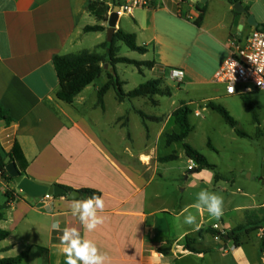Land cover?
Returning <instances> with one entry per match:
<instances>
[{"label":"crops","instance_id":"crops-1","mask_svg":"<svg viewBox=\"0 0 264 264\" xmlns=\"http://www.w3.org/2000/svg\"><path fill=\"white\" fill-rule=\"evenodd\" d=\"M90 1L0 0V105L13 119L10 124L0 121V145L10 152L15 143L19 144L28 162L27 177L38 184L59 185L71 192H100L105 209L99 214L107 220L96 231L86 233L79 218L71 213L72 199L68 196L31 198L18 190L15 181L1 178L0 203H6L8 189L19 196L3 210L0 228L9 237L0 241V259L28 251L30 255L23 264H65L62 231L50 227L55 220L61 230L76 228L82 237L93 240L100 252L108 256L106 264H264V198L247 196L232 209L223 205V216L218 221L207 218L204 209L197 214L192 203L181 200L180 194L190 188L224 179L222 175L221 179L215 178L217 167L215 175L210 170L199 171L197 164L189 171L190 159L183 144L182 152L176 143L166 144V135L179 131L173 113L183 103L151 116L139 106L123 108L126 101L142 98L120 101L115 93L118 107L109 115L107 96L112 89L104 96L102 108L96 81L71 104L59 99L67 84L56 72L54 56L86 51L81 49L90 35L97 34L101 41L108 30L106 23L99 22L87 10ZM149 1V7L136 9L130 16L135 28L131 34L136 35L137 45L149 51L159 43L158 25L192 24L197 30L198 49H209L212 44L222 51L214 79L230 55V38L251 33L254 26L248 23L250 17L257 25L264 21V0L240 2L245 13L236 12L227 0ZM204 6V19L197 26L194 22ZM98 24L106 31H84L87 26ZM157 66L155 61L152 69ZM94 92L97 100L87 106L88 96ZM223 96L239 95H227L224 87ZM162 104L161 99H156L151 106L158 108ZM140 112L146 115L144 119ZM132 114L140 117L139 124L146 131L142 145H135L130 132ZM162 148L172 151L161 152ZM170 155L177 159L159 160ZM183 159L188 161L187 167L173 165ZM186 208L195 211L196 225L182 224ZM216 223L228 233L246 226L240 243L236 245L231 237L226 240L227 235L218 239L212 229ZM165 247L170 248L169 254L159 252Z\"/></svg>","mask_w":264,"mask_h":264},{"label":"rangeland","instance_id":"rangeland-1","mask_svg":"<svg viewBox=\"0 0 264 264\" xmlns=\"http://www.w3.org/2000/svg\"><path fill=\"white\" fill-rule=\"evenodd\" d=\"M118 25L129 33L135 29L130 16L120 18ZM106 26L108 28V22ZM158 31L159 43L151 46L146 55L132 51L122 42H117L120 49L118 57L136 61H156L158 64L156 69L142 66L139 70L134 65L118 64L117 74L125 82L123 86L125 92L132 91L148 81L161 79L162 89H170L172 96H153L151 99L142 98L143 100L139 101L137 99L128 100L123 108L131 109L139 106L151 116L179 107L181 103L186 104L192 110L189 119L194 130L187 142L203 154L210 163L216 165V172L224 179L218 183L213 182L212 185H199L182 192L180 197L184 204H194L196 194L202 189L221 195L224 199V206L230 209L237 204L238 200L246 199L250 195H256L258 200L263 199L264 91H254L249 95V98L259 104V108H256V121L244 99L239 96H223L224 86L215 81L213 72L222 56V51L219 48L211 44L209 49H198L197 34H195L197 30L192 24L177 23V26L163 27L158 25ZM96 35H90V40L81 50L105 54L106 50L100 42L107 40V32L103 34L101 41ZM161 37L165 38L161 39ZM106 68L107 72L112 71L110 66H106ZM172 68L183 69L186 73V80L181 84L171 80L170 70ZM106 81L107 74L104 73L94 84L101 87ZM88 97L87 106L97 100L95 92ZM156 99H161L163 103L161 107L151 106V103H155ZM209 101L223 106L237 121L238 129L245 136H239L218 112L208 108L206 105ZM107 105L109 115L118 107L113 89L107 96ZM197 111L200 112L199 116L196 115ZM109 115L106 118L110 117ZM140 121L138 115H131L130 132L135 140V145H142L146 141V131L140 126ZM176 145L181 147L179 152H182V143H176ZM164 151L170 153L172 150L162 148L161 152ZM173 165L187 167L188 161L183 159ZM216 172L213 171V175ZM214 187L216 190L213 189ZM195 210L198 214L199 210Z\"/></svg>","mask_w":264,"mask_h":264},{"label":"trees","instance_id":"trees-1","mask_svg":"<svg viewBox=\"0 0 264 264\" xmlns=\"http://www.w3.org/2000/svg\"><path fill=\"white\" fill-rule=\"evenodd\" d=\"M231 5L242 2L243 0H227ZM109 2L118 3V0H92L86 6L87 10L92 13L99 22H108V12H109ZM249 13V9H247ZM206 13V7L204 6L201 10L199 18L194 22L197 26H200ZM84 31L86 33L90 32H104L106 27L102 25L87 26ZM117 42H122L130 50L138 52L140 54H146L148 52L147 47H140L136 43V35L128 33L123 29L119 28L111 43L108 41L102 44V47L106 50L105 54H100L94 51H82L77 54H69L65 56H54L53 63L59 78L64 81L66 80L67 90L61 91L59 93V99L71 104L75 97L79 95L87 86L93 84L97 79L101 77L102 74H107V81L98 90V104L104 108V96L107 92L113 89L120 101L125 99L134 98H152L156 95L170 96V89H162V81L153 80L148 81L145 84H141L136 89L126 93L123 86L124 82L119 78L117 74L118 64H130L136 66L141 70L142 66L147 68H154L155 61L151 62H140L136 60H131L125 57H118L119 47ZM106 66L112 68L111 72H107ZM245 103L247 104L249 110L253 112V118L257 121L256 108H259V104L249 98V95L242 96ZM208 108L218 112L225 120V122L230 125L239 136H245L243 132L238 129L237 121L230 115V113L221 105H218L212 101L206 105ZM144 119L146 115L143 112L139 113ZM192 110L186 105L182 104L173 113V118L175 124L177 125L179 131L166 135V144L171 145L173 143H182L185 150L186 156L195 162L198 166V170L202 171L204 169L215 171L216 166L211 164L208 159L201 154L198 150L193 148L187 143V139L193 132L194 127L190 122V115ZM0 121H5L7 124L13 122L10 113L0 105ZM7 157H11V162H14L23 177H27L28 162L23 154V151L18 143H15L10 152H6L4 148L0 145V170L2 171L3 178L9 182H14V178L7 172L5 160ZM177 159V156L170 155L167 157H161L159 160L161 162H169ZM216 179H221V175L218 173L215 175ZM71 192L70 189H67ZM81 194V199H86L88 196L93 194L101 196V193L95 190L82 189L78 191ZM18 193L15 190L8 189L6 192L7 201L5 204L0 203V221L3 219V210L8 206L9 202L15 200L18 197ZM59 197H66V195H61ZM246 230V226H239L233 229L228 236L234 240L236 245L240 243V236L242 232ZM213 234L216 236L217 232L213 230ZM9 237V233L0 228V241H3ZM225 236L222 237V239ZM188 249L192 252H197L196 249L188 246ZM159 252L162 254H169L170 248H160ZM30 252H23L21 255L14 258L0 259V264H23V261L29 257Z\"/></svg>","mask_w":264,"mask_h":264},{"label":"built area","instance_id":"built-area-1","mask_svg":"<svg viewBox=\"0 0 264 264\" xmlns=\"http://www.w3.org/2000/svg\"><path fill=\"white\" fill-rule=\"evenodd\" d=\"M108 5V20L116 6L119 7L116 14L120 19L131 16L136 9L149 7L150 1L118 0V3L109 2ZM229 53V57L215 76V81L225 87L226 94L246 96L254 91H264V23L253 27L251 33L246 37L234 36L230 38ZM184 77L183 70L176 68L170 70L171 80L181 84ZM230 86L234 88L231 92L229 91ZM196 115L199 116L200 113L197 112ZM195 167V162L190 160L188 170L192 171ZM1 178L3 175L0 170ZM45 197L50 199L53 196ZM212 229L217 232L218 239L228 236V230L223 228L220 223L214 224Z\"/></svg>","mask_w":264,"mask_h":264},{"label":"clouds","instance_id":"clouds-1","mask_svg":"<svg viewBox=\"0 0 264 264\" xmlns=\"http://www.w3.org/2000/svg\"><path fill=\"white\" fill-rule=\"evenodd\" d=\"M233 90V86H230L229 91ZM223 205L224 199L221 195L202 189L196 194V201L191 207L197 210H206L210 220L218 221L223 216ZM69 207L72 215L79 218L86 233L96 231L107 220L106 216L99 214L105 209V201L102 196L93 194L86 199L74 198L70 201ZM184 212L186 214H182V224L196 225L197 216L187 208ZM50 227L54 231H62L60 243L63 245L65 264H106L108 261V256L100 252L97 244L91 239L82 237L78 229L65 227L61 230L59 221L55 220Z\"/></svg>","mask_w":264,"mask_h":264},{"label":"water","instance_id":"water-1","mask_svg":"<svg viewBox=\"0 0 264 264\" xmlns=\"http://www.w3.org/2000/svg\"><path fill=\"white\" fill-rule=\"evenodd\" d=\"M207 0H201L202 3H206ZM119 10V7L116 6L114 8V12L111 14L109 20H108V30H107V41L109 43L112 42L113 37L118 30V15L116 14V11ZM234 10L239 13H245V9L243 8L241 3H237L234 5ZM248 23L251 26L257 27V23L254 21L253 17H250ZM6 163V170L7 172L14 178V181L17 183V188L27 196L31 198H42L45 196H54L59 197L61 195H66L70 199L79 198L80 193L78 191H72L69 192L66 188L54 185V186H45L38 184L34 181H32L28 177L21 176L16 164L14 162H11V157H7L5 160ZM231 236H227L226 240H228Z\"/></svg>","mask_w":264,"mask_h":264}]
</instances>
